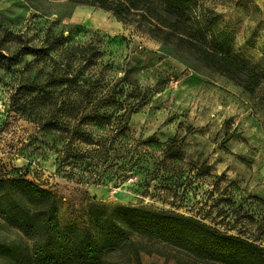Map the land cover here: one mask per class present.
Returning <instances> with one entry per match:
<instances>
[{"label":"rangeland","instance_id":"1","mask_svg":"<svg viewBox=\"0 0 264 264\" xmlns=\"http://www.w3.org/2000/svg\"><path fill=\"white\" fill-rule=\"evenodd\" d=\"M169 1L179 4L209 48L264 77V0ZM26 47L47 48V54H28ZM0 51L17 55L0 66L1 169H17L51 188L62 225L101 204L164 209L264 247V78L249 92L137 23L75 0H0ZM127 70L138 96L123 131L116 123L91 122L80 128L98 145L70 138L67 128L85 110L86 87L79 92L65 79L58 87L51 81L68 74L82 86L92 78L94 106L96 95L111 92ZM31 85L49 100L41 103ZM42 122H48L45 131ZM68 139L90 151V165L69 158L62 165ZM96 147L99 154L91 151ZM138 239L142 264H210L161 241ZM0 241L30 244L1 218Z\"/></svg>","mask_w":264,"mask_h":264},{"label":"trees","instance_id":"2","mask_svg":"<svg viewBox=\"0 0 264 264\" xmlns=\"http://www.w3.org/2000/svg\"><path fill=\"white\" fill-rule=\"evenodd\" d=\"M75 1L111 12L125 24L137 23L143 32L173 44L204 67L227 76L249 92L260 86L264 78L235 56L220 54L209 48L204 38L194 29L189 16L181 12L177 3L169 0ZM24 50L28 54H47V48L26 47ZM80 50L82 51L81 48ZM16 61V54L5 55L0 51V66ZM85 61L90 60L87 57ZM128 71L114 83L111 92L95 94L98 100L94 106L93 94L90 92L96 89L97 84L92 78H84L82 86L75 83L76 76L68 74L65 78L62 74L51 81L58 87L64 84L65 79L68 87L72 86L79 92L86 87L82 94L85 110L77 124L67 128L70 138L75 136L83 138L76 139L79 142L98 145L99 140L93 142L94 138L86 128H80L81 125L91 122L97 126L116 123L119 132L123 131L122 128L124 129L134 112L135 104H132L134 102L131 99L138 96L132 89V82L127 80ZM33 86L26 87L41 94V103L49 100L45 90ZM101 87L106 88L104 82ZM34 103L32 109L38 106L36 100ZM68 105H71L72 111H78L75 109V102ZM41 128L47 130L48 122H42ZM70 140L61 149L62 165L68 158L73 159L74 163L90 165L85 162L88 157L86 152L90 151H82L79 143L74 144ZM117 149L119 153L121 147ZM108 150L105 149L104 154ZM91 151L100 153L98 147ZM94 157L96 156L90 155V158ZM136 160L138 159L130 167L137 164ZM83 168L87 167L84 165ZM25 176L26 174L19 173L17 169L3 171L0 166V218L16 228L30 243L23 246L21 241H0V259L4 262L142 264L140 253L144 246L138 238H146L161 241L196 260L210 264H264V247L173 210H152L136 206L107 207L101 204L86 211L78 222L62 225L58 219L57 197L51 188L42 187L27 180Z\"/></svg>","mask_w":264,"mask_h":264}]
</instances>
